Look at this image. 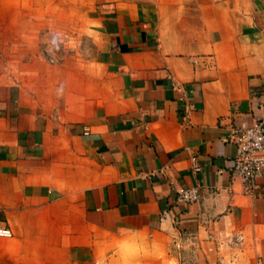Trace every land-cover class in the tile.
Wrapping results in <instances>:
<instances>
[{"label": "crops", "instance_id": "0c3cea01", "mask_svg": "<svg viewBox=\"0 0 264 264\" xmlns=\"http://www.w3.org/2000/svg\"><path fill=\"white\" fill-rule=\"evenodd\" d=\"M263 115L264 0H0V264H264L223 142Z\"/></svg>", "mask_w": 264, "mask_h": 264}, {"label": "built area", "instance_id": "2783aa9c", "mask_svg": "<svg viewBox=\"0 0 264 264\" xmlns=\"http://www.w3.org/2000/svg\"><path fill=\"white\" fill-rule=\"evenodd\" d=\"M52 63V59H49ZM224 143L234 147L232 166L229 168L231 177L239 179L245 192L256 187L257 181L264 179V115L246 128L233 127L223 139ZM198 198L196 187L181 190L177 199L183 203H193ZM0 237L9 238L11 232L0 228ZM226 247L238 249L242 245L239 233L227 235L222 242Z\"/></svg>", "mask_w": 264, "mask_h": 264}, {"label": "rangeland", "instance_id": "374dc122", "mask_svg": "<svg viewBox=\"0 0 264 264\" xmlns=\"http://www.w3.org/2000/svg\"><path fill=\"white\" fill-rule=\"evenodd\" d=\"M39 40L42 56L46 60L52 59L54 62H60L61 60L80 59L84 61L90 60L95 54L92 41L85 36L77 38L71 28L61 35L56 32L39 31ZM47 46L51 49L48 53L43 50Z\"/></svg>", "mask_w": 264, "mask_h": 264}]
</instances>
